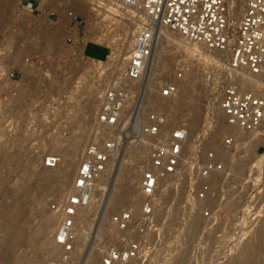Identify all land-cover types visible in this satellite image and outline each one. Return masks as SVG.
Instances as JSON below:
<instances>
[{"label": "built area", "instance_id": "1", "mask_svg": "<svg viewBox=\"0 0 264 264\" xmlns=\"http://www.w3.org/2000/svg\"><path fill=\"white\" fill-rule=\"evenodd\" d=\"M105 1L136 8L140 11L139 26L132 34L126 65L114 72L102 88L95 117L84 121L88 138L73 184L63 198L51 203L59 213L55 240L64 254L47 264L72 262L74 254L69 252L74 249L79 210L91 202L97 178L106 174L127 141L131 149L147 146L148 161L136 196L110 214V232L99 264L156 263L168 248L173 252L185 250L184 264H227L243 240L264 239V160L261 157L249 165L232 166L222 150L228 146L235 151L239 145H246L249 133L264 136V91L240 82L243 71L264 77V0H244L234 27L229 22L228 0ZM158 26L174 30L192 43L220 50L223 56L227 54L230 72H221L217 67L205 77L210 97L222 87L218 104L231 127L223 136L222 148L209 145L212 132L208 124L203 123L194 133L193 142L188 143L190 126L186 118L170 125L165 108L145 104L149 91L154 94L157 90L160 96L172 98L178 90L172 78L164 83L153 82L150 88L146 85L150 72L146 66ZM223 72L226 76L221 80ZM181 76L182 68H178L177 77ZM263 145L259 143L256 152L263 153L259 151ZM59 156L49 152L43 164L53 167ZM172 174L174 185L170 182L160 187ZM182 182L185 185L179 188ZM167 186L175 195H183L176 206L174 198L173 202H165L170 188H162ZM230 198L238 199L234 213L225 206ZM160 201L163 206L159 208ZM102 208L98 204L97 211ZM173 219L176 228L169 227ZM180 228L188 232L183 234ZM261 249L259 264H264V242Z\"/></svg>", "mask_w": 264, "mask_h": 264}, {"label": "rangeland", "instance_id": "2", "mask_svg": "<svg viewBox=\"0 0 264 264\" xmlns=\"http://www.w3.org/2000/svg\"><path fill=\"white\" fill-rule=\"evenodd\" d=\"M28 1L9 0L0 9V241L2 233L9 230L3 237V244L0 242V264H24V259L34 264H47L48 260L63 256L62 247L54 241L59 215L52 210L51 203L55 198H63L73 184L76 160H79L88 138L84 121L95 117L98 96L115 72L123 40L137 27V21L126 16V9L114 12L100 0H92V4L87 2L84 10L71 0H30L31 5ZM233 1L236 5L242 0ZM68 9L76 16L70 19ZM231 26L234 27L235 22ZM87 40L107 44L110 48L106 59L102 57L106 49L91 43L83 53ZM164 45L167 50L163 60L165 66L159 63L157 68L154 65L149 67L152 82L173 78L175 71L181 68L178 67L181 62L186 65L184 69L191 71L186 77L190 81L180 96L163 100L166 103L162 102V105L167 106L163 108L168 111L171 124L183 118L189 120V104L201 109L191 125L192 137L208 114L206 108L210 94L203 73L205 64L197 59L190 60L186 51L175 42H165ZM161 55L159 53V57ZM147 102V107H151ZM170 104L174 109L168 106ZM220 118L217 116L216 120ZM214 128L215 120L212 119L209 145L219 147L224 131L213 132ZM75 137L79 140L71 143ZM248 140L246 147L240 151L236 149L233 159L228 156L232 166L236 163L238 167L249 165L256 158H264V152H256L259 143L264 144V136ZM129 145L128 141L125 142L105 174L110 176L116 168L115 183L112 181L105 199L102 197L99 202L98 198V202L94 201L79 211L77 236L71 252L74 257L72 262L63 260L60 264H99L110 232L109 215L129 202L127 199H111L112 189L118 187L123 191L131 184L134 194L139 189L135 169L124 167L130 162ZM263 150L264 145L259 151ZM49 152L60 155L58 168L42 166L44 156ZM144 160L143 154L139 165ZM117 178L122 183L117 184ZM168 188L165 202L174 200L176 206L183 195H175L173 188ZM237 202L238 199L230 198L225 204L232 212ZM100 203L105 209L97 211ZM169 227H177L176 219ZM16 231L21 232L17 238L12 234ZM180 231L187 233L185 229ZM175 238L176 242L178 234ZM263 240L261 237L254 242L243 240L227 264H259ZM165 250L156 263L148 264H184L186 261L185 250Z\"/></svg>", "mask_w": 264, "mask_h": 264}, {"label": "bare ground", "instance_id": "3", "mask_svg": "<svg viewBox=\"0 0 264 264\" xmlns=\"http://www.w3.org/2000/svg\"><path fill=\"white\" fill-rule=\"evenodd\" d=\"M8 1L9 0H0V9H2L6 5V3ZM71 1H76L77 4L79 5V9H81V10H84L86 8L87 2H90L91 4L94 3L92 0H71ZM243 1L244 0H242L239 3H237L236 5H234V1L233 0H228V8H229V14H230V19H229L230 24L232 22L236 23L237 19L239 18V15H240V13L242 11V7H243ZM103 2H105L106 5L110 9H112L114 12L120 11V9H126V11H125L126 16L129 19H134L135 21H137V23L139 22L138 21V14L140 13V11L136 10V8H134L132 6H129V5H126L124 7H120L117 4H114V3L110 2V1H105V0ZM67 14L70 17V19L73 16H75L73 11H70L69 9L67 10ZM68 26H69V23H68ZM137 26H139V24ZM137 28L138 27H135L134 30L132 31V33L128 32V34L125 36V39L123 40V43H122V47L120 48V50L118 51V54H117V58L118 59L116 60L115 72L121 70L126 65L127 58H128L129 53H130V47H131L132 42H133V35L132 34L135 33ZM157 30H158V34H157V36H156V38L154 40L153 47H152V52H151V54H150V56L148 58L146 71L152 65H154V68H157V65L159 63H160V65L164 64L165 62H163V60L166 59L164 57L167 54V50L165 49L164 43L165 42H169V43L170 42L171 43L175 42L177 45H179V47L183 51H186V53L189 56L190 60L197 59L199 61H202V63L205 64V66H204L205 70L203 72L205 77H208L211 74V69L215 70L217 67H220L221 72H222V69H225L227 72H230L231 68L226 63V60H225V58H227V54H224V56H223V54H222V52L220 50H217L215 48L206 47V46H203L201 44L192 43L189 40H187L184 36L178 34L174 30H170L169 28L158 26ZM159 53L162 54L161 57H159ZM156 58H158V59L156 60ZM164 66H165V64H164ZM184 66H186V65H184L182 62L178 63V67L182 68V76L180 78L177 77V70H176L175 73H174V76L172 78V79L177 81V89H178L174 97H172V98L162 97V96L159 95L157 90H156V92H154V94H150V91H149V94L147 96V100L151 103V107L152 108H153V106L154 107L155 106L167 107L165 105H162V102H164L163 100L170 101V100H174V99H176V98H178L180 96V93L184 90V86H186V84H188V81H190V80H186V77H189V73L191 71L189 69H184ZM184 71H185V73H184ZM183 74L185 75V78H184L185 81L184 82H183V80H184L183 79ZM152 76H153L152 73L149 72L148 76H147V81H146V85H147L148 88H150L151 86L153 87V82H155V83H164L165 81H167V80H158V81L154 80L152 82V78H153ZM225 76H226V74H224V72H223L221 74V77H222L221 80H223ZM241 77H242V79H240V82H241L242 85H244L246 87H257L261 91H264V77L253 76L250 73H248L247 71H243ZM106 82H105V84H106ZM105 84H104V86H105ZM221 88L222 87L219 86L215 90V92L213 93L214 95L212 97H210L208 99V101H207L208 105H207V108H206V110H207L206 113H208V114L206 115L207 118H206V120L204 122V125L208 124V126L210 127V130H211L212 119H214L215 120V128L213 129V132L214 131L216 132V130L222 129L224 131V134H225L231 127L228 125V123H226L225 116L222 113L221 109L219 108L218 99H219V94H220ZM175 102H177V101H175ZM146 103H147V101L145 102V104ZM164 103H166V102H164ZM173 105H175V104H173ZM168 106H172V105L170 104ZM144 107H145V105H144ZM187 107L189 109V112H188V114H189V118L188 119L189 120L188 121H189V126H190L188 143H191V142H193V138H192L193 135H192V137L190 136L191 125H193L192 123H193L194 119H197L196 117H198L200 115L201 109L199 110L194 104H189V106H187ZM92 108H93V106H92ZM171 109H174V106H172ZM217 116H220L221 120H216ZM169 124L171 125V123H169ZM197 128H199V125L197 126ZM223 136H222V140H221V143H220V147L221 148H222V145H223V143H222L223 142ZM248 136H250L249 138L253 137V139L255 138V136H256V138H257V136L260 137V138L263 137L262 135H257V134H252V133H249ZM78 140H79V138L75 137V138H73V140L71 139V143L72 142H77ZM250 141H254V140H250ZM248 143H249V141L246 143V145ZM55 145L58 146L56 143H55ZM235 145H233V146H235ZM239 146H240V148H238ZM239 146L237 147L238 151H240L241 149L246 147L245 145L244 146L243 145H239ZM216 147H218V146L216 145ZM234 149L235 148H231V147L226 146V147H223L222 150H225V151L227 150L228 153L230 154L228 156L233 159V157H234V155L236 154V151H237V150L233 151ZM143 154H144L145 160H144L142 165H139L140 164L139 163L140 162L139 159H140V157ZM263 160H264V158H263ZM59 161L53 167H48V166H45L44 164H42V166L47 167V168H51V169L55 168V167L58 168ZM129 161L130 162L127 163L126 166H124V167H132V168L135 169V171H136V173H137V175L139 177V184H140V177H141L143 168L145 166V163H147V161H148V147L147 146H134L131 149V156H130V160ZM76 162H78V160H76ZM119 166L123 167V165H119ZM178 167H179L178 169H180V170L182 169L181 163L178 165ZM115 169H114V172H115ZM114 172L110 176L109 175L105 176V174H103L99 178H97V180L95 182V189H94V192H93V196H92L91 202L87 206L92 204L94 201H97L98 198H99V200H98L99 202L101 201L100 199H102V197H104V199H105V194H107V192L109 190V187H110V185H111V183L113 181ZM174 174H176V173H174ZM174 176L175 175L172 174V176L170 178L162 181V183L160 184V187L164 183H167V185H168L171 182V180H172V178ZM121 181L117 178V184L120 183ZM183 182H182L181 187H179V188H182L185 185V183H183ZM170 184H174V181H172ZM168 187L169 186H167L166 188H162V189H166L167 190ZM99 195L101 196V198H100ZM135 196H136V194H134V192H133V184H131L129 187H125L123 189V191H120V189L117 187V188H113L112 192H111V199H117V200H121V201H125L126 199L129 201L130 199L134 198ZM163 198H164V195H163ZM108 201H109V198H108ZM116 202H118V201H116ZM160 205L163 206L161 201H160V204H159V208H160ZM87 206H85V207H87ZM225 206H226V204H225ZM85 207H82L81 209H83ZM104 209H105V206L102 208V210H104ZM235 209H236V207H235ZM235 209L232 210L231 213H234ZM55 213L57 215H59V213H57V212H55ZM109 219H110V215H109ZM109 219H108V221H109ZM48 227H49V225H48ZM4 228L6 229V227H4ZM97 228L99 229L98 226H97ZM180 230H181V228H180ZM186 230L188 232V229H185V231ZM7 232H9V230L6 229L2 233V240L0 241L1 243L3 241L4 235ZM19 233H21V232L20 231H18V232L16 231V232H14L12 234L17 238L20 235ZM55 234L56 233H54L55 244L59 245L60 247H62L60 244H58L56 242ZM191 234H192V231H191ZM63 253H64V251H63ZM69 253H71V251ZM69 253H67V254L69 255ZM23 261H24V264H32V263L34 264V262H32L31 260H28V259H24ZM65 261H68V260H65Z\"/></svg>", "mask_w": 264, "mask_h": 264}, {"label": "crops", "instance_id": "4", "mask_svg": "<svg viewBox=\"0 0 264 264\" xmlns=\"http://www.w3.org/2000/svg\"><path fill=\"white\" fill-rule=\"evenodd\" d=\"M93 44V45H95V46H99V47H103V48H105L106 49V51H105V54H104V56H102V57H105L106 56V54H107V52H108V45L107 44H105V43H100V42H96V41H93V40H87L85 43H84V46H83V50L85 51V49L87 48V46L89 45V44ZM86 55H88V56H91V57H94V58H99V59H101L102 57H100V56H98V57H96V56H92L91 54H86Z\"/></svg>", "mask_w": 264, "mask_h": 264}]
</instances>
